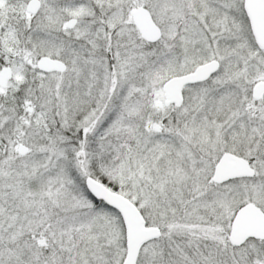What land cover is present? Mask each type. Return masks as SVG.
<instances>
[{
    "label": "snow or ice",
    "instance_id": "obj_1",
    "mask_svg": "<svg viewBox=\"0 0 264 264\" xmlns=\"http://www.w3.org/2000/svg\"><path fill=\"white\" fill-rule=\"evenodd\" d=\"M0 264H264V0H0Z\"/></svg>",
    "mask_w": 264,
    "mask_h": 264
}]
</instances>
